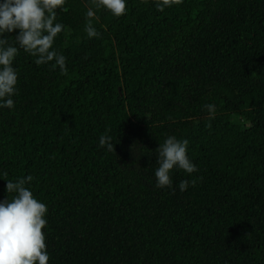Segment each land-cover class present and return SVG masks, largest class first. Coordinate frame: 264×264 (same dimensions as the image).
Segmentation results:
<instances>
[{
	"label": "trees",
	"instance_id": "16d2710c",
	"mask_svg": "<svg viewBox=\"0 0 264 264\" xmlns=\"http://www.w3.org/2000/svg\"><path fill=\"white\" fill-rule=\"evenodd\" d=\"M88 6L57 10L67 74L20 49L15 108L0 110V170L34 177L48 264H264V0H127L97 12L91 39ZM169 135L197 171L160 189Z\"/></svg>",
	"mask_w": 264,
	"mask_h": 264
},
{
	"label": "clouds",
	"instance_id": "9594fccd",
	"mask_svg": "<svg viewBox=\"0 0 264 264\" xmlns=\"http://www.w3.org/2000/svg\"><path fill=\"white\" fill-rule=\"evenodd\" d=\"M68 0H0V110L14 109L13 97L17 95L18 72L13 63L19 50L34 57L38 66L58 68L61 75L68 72L66 57L58 52L54 43L65 25L57 22V10L63 11ZM84 31L88 38H98L100 32L94 22L99 21L101 9L120 17L127 13V0H88ZM162 10L163 5H157ZM16 33L12 36V33ZM209 117L216 112L214 104H206ZM112 136L103 134L99 145L114 152ZM189 141L167 136L156 149V188H173V170H182L191 175L196 165L187 155ZM8 173L0 170V180L6 181V193L11 198L0 200V264H48L46 250L45 218L48 208L38 201L31 191L32 175L7 179ZM194 180H181L179 190L186 191Z\"/></svg>",
	"mask_w": 264,
	"mask_h": 264
}]
</instances>
